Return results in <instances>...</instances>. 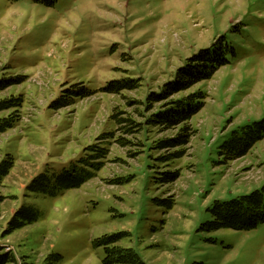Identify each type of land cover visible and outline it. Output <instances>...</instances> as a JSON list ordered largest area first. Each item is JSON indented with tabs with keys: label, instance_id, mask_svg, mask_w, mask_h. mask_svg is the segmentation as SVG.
<instances>
[{
	"label": "rangeland",
	"instance_id": "obj_1",
	"mask_svg": "<svg viewBox=\"0 0 264 264\" xmlns=\"http://www.w3.org/2000/svg\"><path fill=\"white\" fill-rule=\"evenodd\" d=\"M222 36L228 64L149 102ZM123 79L137 87L105 91ZM80 88L91 95L54 107ZM199 91L189 120L147 123ZM12 99L21 105L0 110V121L16 118L0 132V166L13 162L0 181L8 264H106L98 241L120 234L116 245L143 264H264V223L204 227L216 201L264 186V137L237 156L264 120V0H0V102ZM87 164L100 168L82 186L58 185L64 169ZM24 208L33 219L13 229Z\"/></svg>",
	"mask_w": 264,
	"mask_h": 264
},
{
	"label": "trees",
	"instance_id": "obj_2",
	"mask_svg": "<svg viewBox=\"0 0 264 264\" xmlns=\"http://www.w3.org/2000/svg\"><path fill=\"white\" fill-rule=\"evenodd\" d=\"M34 2L50 7L54 6L58 0H34ZM224 42L225 36H222L219 41L213 44L209 49L204 50L199 55L193 57L187 65L180 69L177 78L172 85H167L161 94L152 95L149 98V102L164 101L177 92H183L203 80L210 79L215 74L217 69L229 63L226 58L225 47L223 46ZM136 83L137 82L134 79L114 81L105 88V91L110 93H119L123 90L136 88ZM67 91L66 95H62L58 102L54 104L55 108L60 109L62 107L69 106L73 103L75 98L91 95V92L86 88H80L79 91ZM203 98L204 95L200 91L192 93L188 97L176 101L167 109H163L158 113L153 114L148 119L147 123L151 126L164 125L168 128L175 127L176 125L189 120L202 109L201 102ZM21 102V99H12L0 102V110L19 107ZM15 120L16 118L11 117L0 121V132L11 128ZM250 127V137L247 147L239 151V155L237 156L245 155L248 149L264 137V120L255 122L254 125ZM161 145L162 144L160 142L158 147L160 148ZM97 152L99 157L95 158L105 157V152H103V150L99 149ZM172 157L173 154L169 156H162L161 159L170 160ZM87 165H90L91 167L88 168L85 165V167L80 168L75 166L72 170L64 169L58 176V185L67 189L82 186L93 176L92 168H100L99 164ZM12 166V161H6L0 166V181L9 173ZM44 176L45 175H40L38 178H44ZM165 176V174L160 176L164 182L173 180V178L170 179ZM32 189L46 191L43 187V183L39 186H36L35 184ZM165 203L169 208L172 207L171 202L165 201ZM209 212L211 213L212 219L204 224V227L208 231L219 230L222 228H231L236 230L255 229L264 223V186L261 189L251 192L250 194L242 195L229 201H216ZM22 215L23 220L15 221L13 229L21 228L30 223L33 219L31 218V215H33L32 211L29 208H24ZM124 236V234H120L105 236L104 238L99 239V245L108 246L106 264H143L140 256L133 248H124L116 245V243ZM14 262L15 259L10 253H0V264Z\"/></svg>",
	"mask_w": 264,
	"mask_h": 264
}]
</instances>
